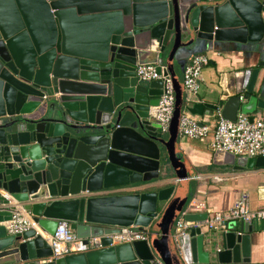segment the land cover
<instances>
[{"label": "water", "instance_id": "1", "mask_svg": "<svg viewBox=\"0 0 264 264\" xmlns=\"http://www.w3.org/2000/svg\"><path fill=\"white\" fill-rule=\"evenodd\" d=\"M263 36L264 0H0V264L247 262L251 234L264 221L226 231L200 225L173 242L188 180L166 185L163 165L165 157L176 164L183 112L203 118L220 111L235 121L264 111L256 85L264 62L232 67V83L217 84L213 103L188 99L175 63L205 54L212 64L209 54L225 44L256 55ZM143 65L173 86L167 138L151 116L164 82L140 81ZM210 150L234 171L264 168V158ZM5 195L44 235L65 221L79 239L103 237L104 248L46 261L52 251L35 229L7 234L15 207L3 206ZM192 211L185 222L209 217ZM130 226L150 229L149 241L110 247L108 236Z\"/></svg>", "mask_w": 264, "mask_h": 264}, {"label": "built area", "instance_id": "2", "mask_svg": "<svg viewBox=\"0 0 264 264\" xmlns=\"http://www.w3.org/2000/svg\"><path fill=\"white\" fill-rule=\"evenodd\" d=\"M209 65V57L205 54H195L185 65L181 82L185 95H194L200 89L202 71ZM136 75L140 81L151 82L161 80L164 82L162 96L157 107L152 109L151 116L158 122L162 134L168 133V128L173 116L175 107V93L168 77L157 72L154 65H143L136 69ZM179 135L187 139H205L211 136L210 147L215 151L229 153L234 156L248 158H264V117L253 118L237 114L235 121L224 120L218 111L214 117V129L207 125L200 126L196 118L187 112H183L179 120ZM93 196L103 195L102 193H91ZM9 204L4 207L14 206L11 213V220L5 223L8 235H17L33 229L36 223L29 213L21 205L5 195ZM209 217L202 223L185 222L184 213L179 217L172 229L173 242L177 243L179 237L186 234L193 228L203 225L206 230L226 231L232 223L245 222L254 223L264 221V208L251 210L245 195H241L234 205L227 211L221 213L208 212ZM48 238V239H47ZM46 239L52 254L46 261H52L67 256L96 251L104 248L103 237H92L79 239L69 229L65 221H59L55 233ZM111 240L110 247L120 244H129L137 241H145L148 236L145 230L130 226L120 228V232L108 236Z\"/></svg>", "mask_w": 264, "mask_h": 264}, {"label": "crops", "instance_id": "3", "mask_svg": "<svg viewBox=\"0 0 264 264\" xmlns=\"http://www.w3.org/2000/svg\"><path fill=\"white\" fill-rule=\"evenodd\" d=\"M257 46L259 53L251 56L237 52L234 45L228 44L213 50L209 54L212 64H209L202 71L203 81L199 92L194 95H187L188 99L194 103H213L219 95L220 88L217 84L221 82L224 84L222 86H225L227 81L232 83L233 78L230 76L232 67L247 69L257 62H264V36ZM183 60V58L180 59L174 66L180 80L183 69L190 59L185 62H182ZM180 64H184L183 67ZM256 85L260 88V95L264 100V67L260 68ZM261 117H264V111L260 110L254 118ZM195 118L198 123L201 122L203 125L210 127L211 130L214 129V117ZM165 136L167 138L168 133ZM210 139L211 136L205 139H187L178 135L175 147L178 155L176 167L168 163L165 160L166 157L164 159L163 175L167 179L163 177L165 181L163 182L166 185L177 187L179 181L188 180L187 207L183 208L179 217L189 209H193L194 214H208L210 211L215 213L225 212L234 205L241 195L246 196L251 210L264 208V168L234 171L231 166L215 163L213 153L210 150ZM238 224L239 222L236 223L235 230H237ZM33 229L39 232L45 240L48 239V236L44 235L38 226ZM153 231L158 232L157 224L153 227ZM145 232L149 241L150 229L145 230ZM210 264L221 263L214 259ZM226 264H264V229L253 231L251 234L247 262L240 261L239 263Z\"/></svg>", "mask_w": 264, "mask_h": 264}]
</instances>
